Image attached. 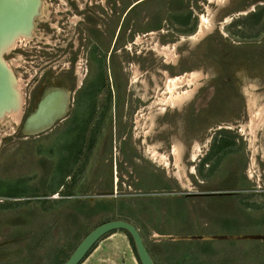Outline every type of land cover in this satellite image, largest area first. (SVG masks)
I'll return each mask as SVG.
<instances>
[{
  "label": "rangeland",
  "instance_id": "1",
  "mask_svg": "<svg viewBox=\"0 0 264 264\" xmlns=\"http://www.w3.org/2000/svg\"><path fill=\"white\" fill-rule=\"evenodd\" d=\"M111 3L117 0H40L29 38L17 40L25 50H13L16 41L3 54L19 83L22 107L18 119L11 113L0 119V247L17 245L15 264L40 262L47 254L64 260L101 219L182 238L199 230L201 220L170 197L230 184L226 177L235 167L245 177L235 187L244 189L233 201L237 209L217 218L204 208V231L245 238L176 239L159 250L177 263L264 264V0H147L129 15L127 29L124 14L117 15ZM253 13L262 15L259 24L237 36L232 23L255 18ZM120 26L111 79H103L112 82V96L97 93L90 121L88 105L74 108L75 73L84 76L88 64L82 51L70 63L73 42L83 44L94 34L105 49ZM43 47L65 52L50 62ZM95 72L91 65L84 85H92ZM53 80L69 87L63 90L66 112L52 128L29 135V96ZM213 133L223 137H217L218 164L205 186L202 162ZM228 138L240 140L234 152ZM88 196L95 201L84 200ZM217 202L204 197L215 212Z\"/></svg>",
  "mask_w": 264,
  "mask_h": 264
},
{
  "label": "flooded vegetation",
  "instance_id": "2",
  "mask_svg": "<svg viewBox=\"0 0 264 264\" xmlns=\"http://www.w3.org/2000/svg\"><path fill=\"white\" fill-rule=\"evenodd\" d=\"M145 4V0H136L135 2L131 3V4H123V2H120L119 0H117L116 5L114 3H111V6H115V8H117V15L121 16L122 14H124L121 24H123L124 22L126 23V29H127V24L129 23V15L131 13H133L134 11H137L139 9L138 6L144 5ZM124 5H126L125 9L122 10V12L118 11V8L123 9ZM104 9H106V6L104 5ZM113 8L110 7L111 13H109L110 18L113 17L114 13H113ZM138 12V11H137ZM135 13V12H134ZM133 13V14H134ZM108 14V12H107ZM132 14V15H133ZM256 13H253L252 16H255ZM258 14V13H257ZM249 19V17L243 19V20H239V21H235L233 22V29L235 30V34H237V36H239L241 33H243V30L245 31V29H248V25L245 24L246 21ZM139 21V20H137ZM136 21V23H137ZM238 23L236 26L235 24ZM64 25V24H63ZM133 26V25H132ZM135 28V27H133ZM122 26L119 27L117 35L115 37V39L113 40V34L112 36H108L109 41H106V45H105V49H102V47H99V45L97 44V40L96 38H92V36L94 34H90L89 37H85L83 40V44H78L74 43V52L71 56L72 61L70 62L71 64H73L76 60V58H78L79 55V51H82L86 54L87 56V60L86 63L87 68H86V73L84 74H78V72L76 71L75 76H76V83H75V87L76 89L73 90L74 94H78L77 97H74V108L78 109L80 106L82 105H88L89 106V112L87 113L89 120L92 121V118L94 117V114L96 113L94 107L96 106V104H98V99L96 97L97 93H99L101 90L104 91V95L109 99L108 96H112V92L110 91L113 88L112 82H107L105 84H103V79H104V75H107V79H111V73H112V69L109 67L110 63H111V55L112 52L114 50V47L116 46L117 42H118V36L120 35ZM126 31V30H125ZM132 30H129V32H131ZM105 35H107V33H104ZM105 39H107V37H105ZM93 40V41H92ZM19 41H17L16 46L13 47L14 49H21V50H25L23 48L22 45H18ZM48 43V42H46ZM18 45V46H17ZM79 49H77L78 47ZM121 47H122V43H121ZM44 50L42 51V53L45 55L46 58H48L51 61H53V59L56 58V56H54L55 54H58L57 56H61L62 53L65 52V50H55L54 48H46L43 47ZM72 47H69V50ZM125 48L128 49V46L126 45ZM29 57H36L35 55H29ZM108 58V61H107ZM78 63V62H76ZM108 63V65L106 64ZM91 65H95V69H96V77L93 80L92 85H84L85 80L87 78V76L89 75V67H91ZM110 76V77H109ZM68 86H65L64 82L62 81H58V82H54L53 81H49V82H43V84H40L39 87L35 88V91L32 93L31 96H29V105H30V109L28 111H26V115L24 116V120L31 114L33 113L37 107L38 104L40 103V101L43 99L44 96H46V94L50 91H63L64 89H68ZM51 89V90H50ZM42 90V91H41ZM49 90V91H48ZM69 90H72V88H70ZM109 90V91H108ZM108 91V92H107ZM106 99V100H108ZM107 104V101L104 103ZM92 107V108H91ZM71 117V115H70ZM69 117V118H70ZM58 119V117H56V120ZM68 119V118H65ZM209 138H207L206 142L207 144L205 146L206 150H205V154H204V164L202 162V165H204V185L208 186V184L210 183V180L212 179V174L215 171L216 168V164H218V162H216V156H214V149L216 146V143L219 142V140L217 139V137H223L222 133H213L211 136H207ZM90 138H94V134L90 133L89 136V140H91ZM27 139V138H26ZM23 138V140H26ZM227 141V140H225ZM94 142V141H93ZM92 142V143H93ZM229 144L231 142L233 148L231 147L232 151L234 152L239 146L236 145V142L239 144L240 140L239 138H233L229 139L227 141ZM91 144V143H90ZM89 144V147H90ZM230 144V145H231ZM236 145V146H235ZM83 149V148H82ZM241 170L237 169L235 167L230 169V175H228L226 178H228L227 182H229L230 184H225V186L222 187H218L217 189H212L211 192L209 193H204V197L207 198H213L215 197L216 199H218L220 202H217L218 206H219V213H224L225 211H230V212H234L235 207L233 204V201L235 199H240L244 193V189H236V185L242 182H245L244 180V176L241 175ZM225 181V180H224ZM224 181L222 183H224ZM59 194L60 196V192H54L53 194ZM227 203V204H226ZM236 215V214H235Z\"/></svg>",
  "mask_w": 264,
  "mask_h": 264
},
{
  "label": "water",
  "instance_id": "3",
  "mask_svg": "<svg viewBox=\"0 0 264 264\" xmlns=\"http://www.w3.org/2000/svg\"><path fill=\"white\" fill-rule=\"evenodd\" d=\"M39 1L40 0H0V117L4 115L6 110L14 105L13 102H15L14 97L16 95L14 92V84L12 83V70L4 60L2 53L4 49L2 48L14 41L17 35L32 31L34 17L39 7ZM58 96H61V99L64 98L66 109L64 91L53 90L48 92L38 104L37 109L24 120V128L26 133L29 135L39 134L52 128L56 122V117L52 120L44 122L41 120L40 113L47 107L52 99H55ZM65 112L62 114V116L65 114ZM115 230H125L130 233L141 264H156L150 255L148 248L146 247L139 229L135 225L123 220L105 222L96 227L81 241L72 255L66 261L60 264H80L102 237ZM191 238L192 237H160L161 240H187ZM220 238L243 239L245 237L244 235L200 237V239L205 240Z\"/></svg>",
  "mask_w": 264,
  "mask_h": 264
},
{
  "label": "crops",
  "instance_id": "4",
  "mask_svg": "<svg viewBox=\"0 0 264 264\" xmlns=\"http://www.w3.org/2000/svg\"><path fill=\"white\" fill-rule=\"evenodd\" d=\"M146 1L147 0H145V2ZM168 178H170V177L168 176ZM160 179H161V177H160ZM116 181L119 182L118 177H116ZM201 182L203 183L204 181H201ZM183 187L186 188L187 190L189 189V187L187 188V186L185 187V185H183ZM173 194L174 195L170 197L169 201L171 203L176 202L174 205L175 207L179 208L181 203H183L185 205L186 211L189 213V215H191L193 218H197V219L201 220L199 223V230H195L192 228L193 230H191V229L188 230L187 234L184 235V237H192L191 239H187V240L196 239L198 241H202L205 239H200V237L209 236V235L210 236H217V235L223 234V232L221 233L218 230H213V232H211V231L205 232L204 231V223H203V221H204V208L207 210L208 213L210 212L212 215H216L217 218H219V215H218L219 211L215 212L213 210V207H211V209H210L209 207H207L204 204V193H195V194H191L188 196L187 195L183 196L182 194H178V193H173ZM89 196H91V195H89ZM89 196L83 197L84 200H90L92 202L95 201V198H93L94 199L93 200ZM68 197H71V194H69ZM53 198H56V197L53 196ZM57 198H60V196ZM86 198H88V199H86ZM56 199H54V200H56ZM101 199L99 198V200H101ZM184 201H185V203H184ZM194 202H195V204H194ZM194 205L197 207V208L195 207V212L194 211L192 212V210H188V206L190 208H192V207H194ZM165 210H166V207L164 206L162 211L164 212ZM107 221H108V219H106V220L101 219V221H99L98 223L102 224L103 222H107ZM96 227L97 226H94V227L89 226L86 229V231L83 232V234H82L81 238H79L78 242L74 246H72V248H74V249L70 252L69 256H67L66 259L57 260L56 257H51L50 254H47L46 259H43L42 261H40L41 263L35 261L32 264H60L64 261H66L72 255L74 250L78 247V245L81 243V241ZM193 227H195V226H193ZM137 228L139 229V231H140V233L144 239V242L146 241L144 238V235H147V239L149 241L148 243L151 245V247L148 248L149 249L148 251H149L150 255L152 256V258L154 259L156 264H185V261L177 263L176 257H173V259H171L169 254L159 250L160 245L170 244L169 243L170 240L163 241L160 239V237L170 236V235H172L173 232H161V231H159V229H152V230L147 232V230L141 226H139ZM213 233H216V234H213ZM233 233L234 232H229V235L233 234ZM174 237H179V236H174ZM171 240H174V239H171ZM18 250L19 249H17V245L15 243L5 244L4 246L0 247V264H8V263L15 264L17 262V258H18V256H17ZM80 264H141V262H140V259L138 257V254H137L133 244L131 243V240H130V237L128 236V234L124 230H115V231H112V232L106 234L104 237H102L95 244V246L90 250V252L86 255V257L81 261Z\"/></svg>",
  "mask_w": 264,
  "mask_h": 264
},
{
  "label": "bare ground",
  "instance_id": "5",
  "mask_svg": "<svg viewBox=\"0 0 264 264\" xmlns=\"http://www.w3.org/2000/svg\"><path fill=\"white\" fill-rule=\"evenodd\" d=\"M201 28H202L201 31L203 32L204 27H201ZM22 36L29 38L30 32L17 35L16 38L14 39V41H12L9 45H6L2 48V49H4V51L2 53L3 54L6 53L7 49L12 47L16 43V41ZM6 64L9 66V68H11L8 63H6ZM13 72L14 71L12 70V83L14 84V92L16 93V95L14 97L15 102H13L14 105L11 106L8 110H6V112H4V115H2V116H6V115L8 116V114L11 113L14 118L18 119L20 117V111H21V107H22V95H21L19 83L17 81V78L13 74ZM64 103H65L64 98L61 99V96H58L55 99H52L50 101V103L47 105V107L41 111V113H40L41 120L46 122V121L52 120L55 117L62 116V114L66 110ZM2 116L0 117V119L2 118ZM194 156H196V154ZM55 197L56 198L59 197V194H55Z\"/></svg>",
  "mask_w": 264,
  "mask_h": 264
},
{
  "label": "trees",
  "instance_id": "6",
  "mask_svg": "<svg viewBox=\"0 0 264 264\" xmlns=\"http://www.w3.org/2000/svg\"><path fill=\"white\" fill-rule=\"evenodd\" d=\"M258 16V15H257ZM261 17H262V15H260V17L258 16V17H256L255 16V18H250V19H248L247 21H246V23L245 24H247L248 25V29H250V30H252V29H254V27L256 26V25H258L259 24V22H260V20H261ZM238 23H236L235 24V26L237 25ZM244 35V33H242V36ZM125 231V230H124ZM127 234H128V236L130 237V240H131V243L133 244V246H134V248H135V244H134V241H133V238H132V236L130 235V233L129 232H127V231H125ZM135 250H136V248H135ZM137 252V251H136Z\"/></svg>",
  "mask_w": 264,
  "mask_h": 264
}]
</instances>
